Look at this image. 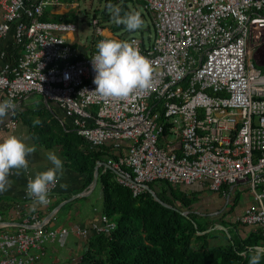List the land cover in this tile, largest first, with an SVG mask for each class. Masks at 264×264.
Here are the masks:
<instances>
[{"label":"built area","instance_id":"1","mask_svg":"<svg viewBox=\"0 0 264 264\" xmlns=\"http://www.w3.org/2000/svg\"><path fill=\"white\" fill-rule=\"evenodd\" d=\"M142 1L154 17L153 41L144 46L136 36L107 37L93 17L94 49L83 55L67 39L78 32L74 21L42 19L60 0H0V51L12 29L22 49L14 63L1 62L0 53V95L16 105L34 93L56 103L77 135L112 148L118 158L105 168L134 197L157 181L214 193L248 183L255 203L238 221L264 232V71L254 58L257 47L264 52V0ZM106 39L132 43L151 62L150 88L124 100L94 91L91 59ZM17 126L15 110L0 131ZM57 188L58 182L48 197ZM23 201L33 202L27 191ZM15 222L0 225V264H36L47 245L90 233L50 229L36 208ZM115 227L102 215L91 231L109 235Z\"/></svg>","mask_w":264,"mask_h":264},{"label":"trees","instance_id":"2","mask_svg":"<svg viewBox=\"0 0 264 264\" xmlns=\"http://www.w3.org/2000/svg\"><path fill=\"white\" fill-rule=\"evenodd\" d=\"M131 2L132 0H105L102 21L111 23L112 33L119 37H127L124 35L130 33L135 35L136 31L130 32L124 25L115 24L108 5L121 8L123 16L126 12H139L129 6ZM137 2L145 8L142 0ZM144 10L146 13H141L142 19L149 21V25L152 26L154 17L147 9ZM46 15L43 16V20L49 19ZM75 18L76 15H72L53 21L72 22ZM148 28L150 26L147 25ZM122 32L123 35L120 34ZM140 40L146 46L152 38L147 34L145 39L144 31H141ZM169 133V128H166L165 134ZM63 134L66 138L60 141L64 140L62 154L66 166L84 175L83 190L89 189L97 164L117 159L118 156L113 154L110 146L95 147L77 135L74 130L72 132L64 130ZM54 145L59 143H50V146ZM124 151L125 148L122 149L121 155ZM115 178L116 175L111 169L99 167L98 184L102 189L101 212L114 222L116 227L109 235L94 234L88 239L86 249L82 251L80 260L75 264H248L249 257L257 252L262 253L260 264H264L262 229H252L238 220L231 221L228 217L229 212L223 213L218 219H210L195 210V205L201 200L200 197L205 193H211L210 190L193 191L194 186L157 181L148 186L156 193L158 201L149 191L134 197L132 191ZM231 190L230 186H224L219 193L228 195L231 194ZM239 200L237 197L235 203ZM71 205L72 202L66 204L61 211ZM185 212L188 214H184Z\"/></svg>","mask_w":264,"mask_h":264},{"label":"crops","instance_id":"3","mask_svg":"<svg viewBox=\"0 0 264 264\" xmlns=\"http://www.w3.org/2000/svg\"><path fill=\"white\" fill-rule=\"evenodd\" d=\"M94 1L96 0H91L88 3L86 0V3L88 6H92ZM60 2L61 4L59 6L46 10L45 15L47 14L48 20L53 21L56 18L76 15L80 6L77 0H60ZM97 3L101 5V9H104L105 0H97ZM1 20L2 10L0 7V22ZM77 33L68 34V41L74 46H83L87 54L92 52L94 49V39L89 45L79 44ZM106 36L117 37L112 34H106ZM1 52L5 53V58L1 62L10 63H14L21 54L22 49L16 43L14 29H12L3 40L0 53ZM3 100H5V97L0 95V102ZM16 115L18 119L17 128L13 131H0V140L10 135H17L23 139L27 145L35 146L36 152L28 157V171L24 172L21 170L20 174L17 175L16 171L13 170L12 174L9 176L11 187L7 191L0 193V225L2 223H17L18 221H15L20 220L21 216L24 218L31 215L33 202L23 201L27 191L28 180L30 178L34 179L37 172L46 171L48 168L53 167L51 162L48 161L46 153L49 151L55 152L63 163V175L58 177V188L54 194L48 197L50 202L46 205L35 206L37 214L40 220L48 221L47 227L50 229H72L79 227L90 230V233L86 238L72 234L64 239H58L53 244L47 245L45 253L37 260L36 264H75L80 260L87 240L94 235V232L91 231L92 227L100 222V217L102 216V189L99 184H97L95 189L91 192H89L90 187L89 189L83 190L85 176L66 166V160L62 154L61 146H50V143L53 142L51 139L57 135L55 133L56 130L61 132L64 130L66 132H72L74 130L71 118L67 117L56 103L47 102L40 94H30L17 104ZM7 119L8 117L5 118V121ZM36 119H39L42 123L34 126L33 121ZM47 132L52 134H46ZM47 136H49V138H46ZM61 185H66V187H61ZM238 185L234 186L231 190L233 193L231 199V202H233V205H231L232 207H225L226 211L229 212L228 217L233 221L238 220L243 215L245 209L249 205L255 203L251 190L247 191L243 189V191L239 193V189L237 188ZM203 189L204 188L198 186V184L192 188L193 191H201ZM216 194L224 196V194L221 193ZM241 194H243V197H241ZM237 197H239L240 200L235 203ZM80 198H85V200H80ZM71 202L72 205L69 208H65V210L61 211L66 204ZM18 206L21 208V213L19 215ZM255 228L256 227L252 229Z\"/></svg>","mask_w":264,"mask_h":264},{"label":"clouds","instance_id":"4","mask_svg":"<svg viewBox=\"0 0 264 264\" xmlns=\"http://www.w3.org/2000/svg\"><path fill=\"white\" fill-rule=\"evenodd\" d=\"M108 10L115 24L124 25L130 32L140 30L144 26L145 22L139 12H126L121 16V8L111 4L108 5ZM96 48L97 53L92 57L91 63L96 73L93 80L96 85L94 91L101 98L124 100L137 89L151 87L153 73L151 62L132 43L106 39L100 40ZM16 108L17 105L12 99L0 102V124L4 123L10 114L14 115ZM41 123L39 119L33 121L34 126ZM35 152V146L27 145L17 135L0 140V193L11 187L9 176L13 170L17 175L21 170L28 171V157ZM46 157L53 167L37 172L34 179L30 178L27 183V195L33 199L32 211H35L36 205H46L50 202L48 198L50 187L55 186L58 177L63 175V163L55 152H47ZM106 163L100 164L104 166ZM97 166L99 167L98 164ZM261 255V252L252 254L248 264H260Z\"/></svg>","mask_w":264,"mask_h":264},{"label":"rangeland","instance_id":"5","mask_svg":"<svg viewBox=\"0 0 264 264\" xmlns=\"http://www.w3.org/2000/svg\"><path fill=\"white\" fill-rule=\"evenodd\" d=\"M77 1L79 2L80 6L78 8V11L76 12V18L74 20V23L78 26L77 35H78V43L79 44L89 45L93 41L94 29L91 26V21H92V18L94 17L95 14H96V18H98L101 21V23L104 25L105 35L106 34H112L113 36H119V35H115L112 33V31L110 29L111 23H105L104 21H102L101 14H102L103 9H101V5L99 3H97V0L93 2L92 6H88L86 3V0H77ZM90 1L91 0H87L88 3ZM129 6L131 8L138 10L140 13L145 12V10H144L145 8H143L141 6V4L137 2V0H132V2L129 3ZM97 9H99V10H97ZM73 13H74V11H73ZM144 22H145L144 26L140 30H136L135 35H134V33L133 34L130 33V34H126L124 36L134 35L138 38H141V31H144L145 39L147 37V34H150L151 38H152L151 41H153V39L155 37L154 28H153V22L154 21L152 20V22H151L152 26L149 25L150 24L149 21H144ZM147 25H148V27L150 26V28L147 29ZM120 34L123 35L124 33L122 32ZM146 42L148 43L149 41H146ZM259 48L260 47H257V49L254 50V52H255L254 58L258 62L259 68H261L264 71V55H263L264 52L262 49H259ZM55 133L57 135L53 138L51 137L52 138L51 140L54 143L58 142L59 146H61V148H63L64 140H65L66 136H63L64 134L61 131L56 130ZM46 134H52V133L47 132ZM46 138H49V136H47ZM62 138L64 140L60 141ZM237 188L239 189V191H238L239 193H241L243 191V189L250 191L248 183H241V184L239 183ZM232 196H233L232 192H231V198L224 197V196H222L220 194H216L214 192L205 193L200 197L201 198L200 202L197 205H195V210H197L199 213H203L204 215H207L210 219H218L220 215L227 212L225 209L226 206H228V208L232 207L231 206V205H233L232 204L233 202H231ZM241 197H243V194H241ZM231 221H233V220L231 219ZM242 229H243V227H242Z\"/></svg>","mask_w":264,"mask_h":264},{"label":"water","instance_id":"6","mask_svg":"<svg viewBox=\"0 0 264 264\" xmlns=\"http://www.w3.org/2000/svg\"><path fill=\"white\" fill-rule=\"evenodd\" d=\"M77 47H78V49L81 51V53H82L83 55H86V54H87V52H86V50L84 49L83 46L78 45ZM47 102H48V101H47ZM104 166H107V165L104 164ZM98 177H99V167L97 166L96 169H95V174H94L93 182H92V184L90 185V191H89V192H91V191H93V190L95 189L96 185L98 184ZM147 190H148L149 192L152 193V195L154 196V198H155L156 200L159 201L158 196L156 195V193H154V192L150 189L149 186H147ZM84 194H85V193H84ZM184 214L187 215L188 212H185ZM221 229L226 230L224 227H221Z\"/></svg>","mask_w":264,"mask_h":264}]
</instances>
